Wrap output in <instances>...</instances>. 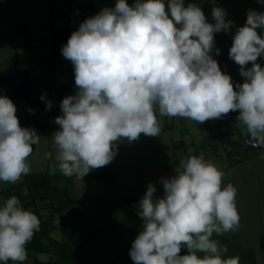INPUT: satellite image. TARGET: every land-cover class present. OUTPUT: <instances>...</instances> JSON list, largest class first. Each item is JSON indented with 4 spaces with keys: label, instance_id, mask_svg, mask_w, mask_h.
Instances as JSON below:
<instances>
[{
    "label": "clouds",
    "instance_id": "obj_1",
    "mask_svg": "<svg viewBox=\"0 0 264 264\" xmlns=\"http://www.w3.org/2000/svg\"><path fill=\"white\" fill-rule=\"evenodd\" d=\"M212 16L215 22L208 23L197 4L185 6L184 0H117L81 23L61 49L74 65L78 91L62 100L55 118L50 172L82 179L108 165L119 141L160 135L157 112L202 124L238 111L245 136L264 146V67L257 63L264 57V36L257 32L264 12L249 10L233 36L229 57L245 78L235 85L211 55L214 34L229 31L233 22L220 7ZM16 111L0 96V182L7 184L31 172L28 157L40 142L35 129L20 125ZM180 168L161 178L162 198L147 186L138 211L143 229L129 253L134 264H239L212 238L238 229L237 189L224 185V173L203 155L188 156ZM39 230L38 216L18 197L0 203V264H23L26 245ZM183 248L187 254L181 255Z\"/></svg>",
    "mask_w": 264,
    "mask_h": 264
},
{
    "label": "rangeland",
    "instance_id": "obj_2",
    "mask_svg": "<svg viewBox=\"0 0 264 264\" xmlns=\"http://www.w3.org/2000/svg\"><path fill=\"white\" fill-rule=\"evenodd\" d=\"M48 4L49 0H0V77L18 69L29 67L27 58H29L30 45L37 47L38 45L34 43L38 41L37 38L39 39L43 36L46 39L50 36L49 28L51 23L50 16L48 17L47 15L49 13ZM214 44L216 47L220 45L217 42ZM218 49L223 52L226 50L222 47ZM211 54L214 58L213 51ZM214 59L220 61L221 71L232 78L234 85L245 82V78L240 75V66L229 57V52H225L222 60L219 58ZM257 62L263 67V60ZM246 67L250 68L251 62ZM70 77L69 75L67 90L61 89L58 84L56 97L44 102V107L39 106L38 109L30 108L31 105L27 104L31 101L30 98L21 100L19 105L13 102L17 109L16 116L22 127L30 128V122L39 124L37 127L32 128L36 130L37 135L40 137V142L37 145H33V152L28 157V163L31 167L30 173L50 171L51 166L54 164L55 149L52 144V136L59 130V125L55 123V118L62 114L60 107L62 100L69 95H75L78 91L76 90L74 77ZM48 102H51V108L46 107ZM157 119L160 128H162L159 136L151 137L141 134L139 139L135 141V146L130 148L128 147L129 141L127 139L117 143V148H128L126 150L130 153L134 152V160L132 159L133 156L131 158L128 155L127 151L121 157L120 163H118V167L123 168L124 181L126 182L127 177L131 175L135 181L136 171L140 172L141 170L144 172L146 169V167L140 166L143 163L148 166L169 160L172 162L174 158L185 154L190 156L202 153L205 160L211 161L224 173L223 184L231 183L237 189L236 207L240 217L239 223H244L240 231H244V239L247 244L253 249L255 248L257 262L264 264L259 254L264 252V149L262 151H249L248 156L257 154L254 155V160L248 162L244 158L239 164L232 165L234 167H232L233 170L231 171V168H229L231 165L229 155L233 149L232 138L222 135L214 125H208L202 129L196 121L182 117L161 116L159 113L157 114ZM238 127L244 134L245 130L240 125ZM244 149L246 150V148ZM245 150L241 151L246 152ZM48 152L53 153L51 160L46 157ZM242 154H239L238 158L243 157ZM245 154L247 155V153ZM137 166H139L138 169ZM180 170L182 169L179 166L174 171L178 172ZM50 173L55 183L57 182L62 188L72 190L77 195L87 217L95 213V201L105 200L113 202L120 213L114 251L116 254H123L126 257L127 253L125 252L131 249L133 241L143 229L142 218L137 223L129 226H124L123 224L122 211L125 198L122 196H125L126 192L129 193L128 187L123 188L122 191L117 181L114 183L96 181L92 176V170L82 179L78 176H64L59 170L54 174ZM24 178L25 176L16 184L0 182V203L5 200L3 190L21 183ZM40 207L46 217L52 218L54 224L62 225L63 217L61 213L54 210L49 202L41 203ZM242 207L244 210L240 209ZM236 232L230 231L227 234H229L234 243L237 241L240 243L238 245H243L242 237L237 235ZM52 234L58 238L62 236L61 231L57 228L54 229ZM38 259L47 261L49 260V255L39 254ZM9 264H12V262L9 261ZM24 264H38V261L36 258L27 257ZM122 264L128 263L123 261Z\"/></svg>",
    "mask_w": 264,
    "mask_h": 264
},
{
    "label": "trees",
    "instance_id": "obj_3",
    "mask_svg": "<svg viewBox=\"0 0 264 264\" xmlns=\"http://www.w3.org/2000/svg\"><path fill=\"white\" fill-rule=\"evenodd\" d=\"M217 62L220 66V61ZM30 79L29 68H21L1 76L0 96H7L12 102L19 105L21 100L29 98ZM27 104L31 105L30 108L35 109L45 106L44 102L39 101H29ZM238 115V111L230 112L222 119L199 123L202 129L208 125H214L222 135L232 138L233 149L229 155L231 165L248 157L251 150L262 151L264 149V146L253 147L249 138L240 131L236 119ZM38 125V123L30 122L31 129ZM241 153H243V157L238 158ZM187 157L188 154L174 158L168 168L176 170L180 166V161ZM92 176L96 181L114 183L116 177L114 159L104 167L92 169ZM3 193L5 200L11 196L18 197L22 206L31 210L40 220V230L26 245L27 257L36 258L38 264H122L123 261L134 264L129 255L130 249L125 252L127 253L126 257L123 254H116L114 251L120 213L113 202L95 201L94 209L96 211L92 216L87 217L77 195L72 190L62 188L57 182L55 183L48 170L29 173L21 183L3 190ZM46 201L54 210L61 213L62 225L54 224L52 218L43 214L40 204ZM139 202L140 197L136 194L125 196L122 211L124 226L135 224L141 218L138 215ZM56 228L61 231L60 238L54 237L52 234ZM212 238L228 248V252L224 254L226 257H239V264H259L256 260V251L252 247L238 245L240 243L237 241L235 244L229 235H214ZM39 254L49 255V260H39ZM180 254H187V249L183 248ZM198 255L203 256L204 254L198 253Z\"/></svg>",
    "mask_w": 264,
    "mask_h": 264
},
{
    "label": "crops",
    "instance_id": "obj_4",
    "mask_svg": "<svg viewBox=\"0 0 264 264\" xmlns=\"http://www.w3.org/2000/svg\"><path fill=\"white\" fill-rule=\"evenodd\" d=\"M116 2L117 0H49V13L47 15L48 17L50 16V36L46 39H44L43 36L39 39L37 38L38 41L34 43L38 46L32 47V45H30V51L28 52L29 58L27 59L30 66L27 68L30 69L31 74L29 95L31 101L47 102L50 101L49 99L56 97L58 84L61 89H66L68 87L69 75L71 76L70 78L74 77L75 82L74 65L62 55V47L66 45L71 34L78 30L81 23L86 19L95 16L104 8L115 7ZM127 2L129 5H132L135 0H127ZM165 2L167 4V0H165ZM184 2L185 6L189 3L197 4L204 12L208 23L215 22L212 16L213 7H220L226 11L225 20L232 21L233 27L227 32L221 31L214 34V41L220 44L219 47H216L214 44V58H219L221 60L225 52H229L232 46L233 36L237 29L246 24L249 10L264 12V0H184ZM257 32L264 36V28H258ZM46 40L48 41L46 42ZM221 47L226 50H224L225 52L222 50L219 51V55H217L216 49ZM260 60H263L264 62V57H259L257 59L259 62ZM262 66L264 67V64ZM76 90H78L77 87ZM42 96H44V99H41ZM131 146H135V141L128 143V147L130 148ZM126 149L128 148L124 149L123 147H116V155L114 157L115 182H119L122 191L123 188L128 187L127 190L129 193L126 192L125 196L127 194H136L140 197L141 201L146 193L148 184L151 183L156 188L154 198H162L164 190L161 178L170 179L176 174V171L168 168V163L170 165L171 160H169L170 162H158L154 165H148L152 166L150 168L144 163L141 164L140 166L146 167L144 172L141 170L138 172L137 170L136 175L134 176L135 181L131 175L130 177H127L126 183L123 178V168L118 167L121 157L128 151ZM128 155H130L131 158L133 156L132 159L134 160V152L130 153L128 151ZM198 155H202V153H198ZM254 155L257 154L249 155L246 157V160H248V162L253 161L255 157ZM138 167L139 166H137V169ZM232 167L234 166H229L231 171L233 170ZM125 196L123 195L122 197L125 198ZM240 209L244 210L243 207ZM243 226V222L239 223L236 234L242 237L241 241L243 246L250 247L244 239V231H240V228ZM223 235L229 234L224 233ZM259 254L264 262V252Z\"/></svg>",
    "mask_w": 264,
    "mask_h": 264
},
{
    "label": "water",
    "instance_id": "obj_5",
    "mask_svg": "<svg viewBox=\"0 0 264 264\" xmlns=\"http://www.w3.org/2000/svg\"><path fill=\"white\" fill-rule=\"evenodd\" d=\"M252 145H253V147H258V148L261 147V145H258V144H255V143H253Z\"/></svg>",
    "mask_w": 264,
    "mask_h": 264
}]
</instances>
